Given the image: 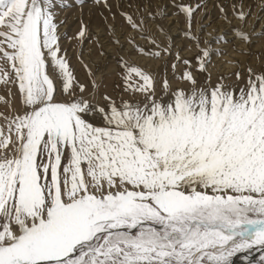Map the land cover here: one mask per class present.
<instances>
[{
  "label": "snow or ice",
  "instance_id": "1",
  "mask_svg": "<svg viewBox=\"0 0 264 264\" xmlns=\"http://www.w3.org/2000/svg\"><path fill=\"white\" fill-rule=\"evenodd\" d=\"M94 3L116 47L112 92L83 61L85 41L106 55L83 19L70 39L86 83L56 0H0V264H233L264 250V52H251L247 0L217 5L225 30L206 2ZM169 8L184 20L175 38L157 20Z\"/></svg>",
  "mask_w": 264,
  "mask_h": 264
},
{
  "label": "rangeland",
  "instance_id": "2",
  "mask_svg": "<svg viewBox=\"0 0 264 264\" xmlns=\"http://www.w3.org/2000/svg\"><path fill=\"white\" fill-rule=\"evenodd\" d=\"M56 2L57 4L60 5V7L57 9L60 19L67 21L66 26L62 27L63 29L62 28L60 29V31L64 33L61 43L68 53L71 65L74 68L75 75L81 82L86 83L87 82V72L84 69V67H82L78 59L80 50L79 48H77L75 41L71 40L70 38L73 37L75 33L79 30L80 28L79 21L81 19H83L84 22L87 23L88 26H90L89 29H90L91 34H92V27H94L91 25L99 24L98 27L103 28V21H102L101 16L99 15V13L103 11V9L95 5L94 0H56ZM156 2L163 5V4H167L169 0H156ZM184 2L191 3V4H195L198 2H206L207 12L210 15L212 21L216 20L224 24V22L220 18V11L217 5L222 4L225 7H228L230 0H184ZM247 2L252 8L254 18H256V22H257V24H255L256 28L260 27L259 28V31H260L264 27V23L259 24L260 23L259 21L264 19V11H261V8L259 6V0H247ZM113 11H115V8L113 9ZM172 11L173 10L169 8L168 16L170 17V19H162L158 17L157 20L159 21L160 25L165 29V31L175 38L178 32L184 28V20L182 16L179 18L173 17L171 15ZM104 15H108V13L105 11ZM194 15H196V19L198 20L200 19V16L198 14H194ZM229 16L231 18V12H229ZM118 20L121 23L117 22ZM116 24L118 25L117 28L119 27L120 24H122V19L119 17V15L117 16ZM227 27L228 26L226 25V28ZM173 28H176L177 30L171 31ZM194 28H195V24H194ZM261 32L262 31H260L258 34H261ZM116 34L117 36L120 35V33L118 34V32ZM217 35H219V33H217ZM104 37L109 38V35L106 33L105 35H102L100 37V41H103L102 43H104L107 39L105 38L104 40H102ZM159 38L163 40L162 35ZM262 38L264 39V37ZM180 42L181 44L188 43L187 41H184V40H179V39L176 40L177 45H180ZM140 43H144V42L141 40ZM83 49L85 50L86 53H90V55L83 56L84 63L88 64V66L96 73V76L98 75V73L104 76L105 82L108 85V91L111 90L112 92L113 86L119 82V78L117 74H115L114 72L115 69L119 70V67L117 66L114 60V53L116 52V47L114 46V50L112 51L111 50L107 51L105 48H103V51L106 55H101V50L99 47H97L95 41H92L91 43H89L88 41H85L83 44ZM194 52L195 50H193L190 53H192L194 56ZM159 68H160L159 73L163 74V64L160 65ZM171 75H172V71H171V67L169 66L168 68L169 78H171ZM257 249H252L246 253L237 254V256L242 255L240 259L241 262L247 261L249 256L253 255ZM263 252L261 253V255L260 254L257 255L256 258L253 257L251 259L252 262L247 263V264H257L256 262L258 261L260 262V257L264 255ZM247 254L249 256L245 257Z\"/></svg>",
  "mask_w": 264,
  "mask_h": 264
},
{
  "label": "bare ground",
  "instance_id": "3",
  "mask_svg": "<svg viewBox=\"0 0 264 264\" xmlns=\"http://www.w3.org/2000/svg\"><path fill=\"white\" fill-rule=\"evenodd\" d=\"M117 22H120V21L118 20ZM213 22H216L215 23L216 27H221L222 30L227 29L226 28V24H223V23L218 22L216 20H213ZM259 22H260L259 24H263L264 23V19L259 21ZM255 24H257V22H256V18H254V15H253L252 18L249 19V27L245 29V31H251L253 27L255 29L254 43H253V46L251 47V52L254 53V54L264 52V39L261 37L260 34H258L260 31L264 32V27L259 31L260 27L256 28ZM98 25L99 24L91 25V26H94V27H92V34L93 35H98L99 37H101L102 35L106 34V31L103 28L98 27ZM176 30H177L176 28H173L171 31H176ZM117 32H118V34L120 33V28L119 27L117 28ZM105 38H107V37H104L102 40H104ZM229 38L231 39L232 37L230 36ZM102 42L103 41H100V43L104 46L103 48H105L107 51L114 50V46L110 43L109 38H107L104 43H102ZM180 45H181V42H180ZM238 46L241 47V48L245 47V45H243V44H238ZM184 55H185V57H187L189 59L193 58V54L190 53V52H185ZM85 58H87V57H85ZM132 59L136 60L140 64L142 63V65L147 66L149 68V70L154 71V72H159L160 71L159 67H160V65H162L161 62H158V61L142 60V59H138L137 57H134V56L132 57ZM240 59H245V58L241 57ZM250 63H251V66H253V67L257 66L256 60H255V55H253V57L251 58ZM229 70L230 69H225V71H229ZM114 72H115V74H117L119 72V70L115 69ZM100 76H101L100 73H98L97 78L99 79ZM109 92H111V90H109ZM241 256L242 255L234 257L233 258V264H240L241 263V260H240Z\"/></svg>",
  "mask_w": 264,
  "mask_h": 264
},
{
  "label": "water",
  "instance_id": "4",
  "mask_svg": "<svg viewBox=\"0 0 264 264\" xmlns=\"http://www.w3.org/2000/svg\"><path fill=\"white\" fill-rule=\"evenodd\" d=\"M263 251H264V250L257 249V250H256V252H255L253 255L249 256V255L247 254L245 257L249 256V258L247 259V261H242V262H241V264H247V263H251V262H252V260H251V259H252L253 257H255V258H256V257H257V255H259V254L261 255V253H262ZM263 253H264V252H263ZM243 256H244V255H243ZM256 263H257V264H261L259 261H258V262H256Z\"/></svg>",
  "mask_w": 264,
  "mask_h": 264
}]
</instances>
